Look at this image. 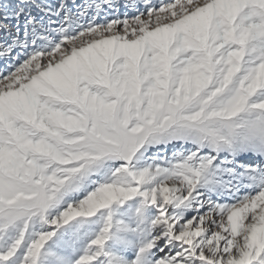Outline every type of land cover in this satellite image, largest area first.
Segmentation results:
<instances>
[{"label": "snow or ice", "instance_id": "snow-or-ice-1", "mask_svg": "<svg viewBox=\"0 0 264 264\" xmlns=\"http://www.w3.org/2000/svg\"><path fill=\"white\" fill-rule=\"evenodd\" d=\"M0 264H264V0H0Z\"/></svg>", "mask_w": 264, "mask_h": 264}]
</instances>
